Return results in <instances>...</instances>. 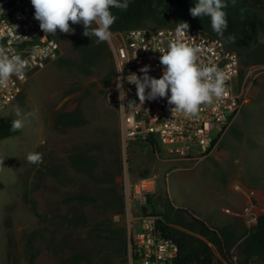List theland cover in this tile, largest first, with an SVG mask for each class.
I'll use <instances>...</instances> for the list:
<instances>
[{
	"label": "rangeland",
	"instance_id": "1",
	"mask_svg": "<svg viewBox=\"0 0 264 264\" xmlns=\"http://www.w3.org/2000/svg\"><path fill=\"white\" fill-rule=\"evenodd\" d=\"M256 9L264 18V0ZM81 33L77 23L58 40L59 60L35 72L0 115L13 121L19 106L24 118L19 135L0 141V264H29L30 252L35 264H131L121 216L125 179L149 175L157 194L165 191L175 207L214 228L231 227L240 244L253 227L224 210L243 211L241 185L257 193V216L264 213V61L243 66L251 102L195 163L157 157L141 141L124 146L119 114L107 101L116 81L109 44L86 61L75 46ZM30 152L43 162L29 163ZM232 255L238 264V249ZM215 264L227 263L217 256Z\"/></svg>",
	"mask_w": 264,
	"mask_h": 264
},
{
	"label": "built area",
	"instance_id": "2",
	"mask_svg": "<svg viewBox=\"0 0 264 264\" xmlns=\"http://www.w3.org/2000/svg\"><path fill=\"white\" fill-rule=\"evenodd\" d=\"M175 29L140 28L111 32L108 44L116 67V81L107 93V101L119 114L125 147L139 141L154 142L159 148V151L153 152L157 157L160 153H166L200 163L209 155L211 145L220 139L241 110L251 102V85L247 78L242 77L243 66L237 52L229 49L222 40L208 36L202 29H188L183 42L201 48L197 59L199 65L216 66L226 73L229 77L226 81L228 94L211 105H202L196 116L172 113L174 106L168 104L167 98L146 100L141 104L136 86L128 83L127 79L131 74L142 77L140 69L144 66H149L150 77L162 76L160 56L176 39ZM0 46L29 59L32 65L26 79L13 77L8 88H0L1 115L21 95L26 82L35 72L59 60L61 47L51 35L45 36L27 0H0ZM36 47L47 49L46 55L41 57L37 54L33 58L32 49ZM118 83L123 85L126 93L124 100L119 99ZM130 101L135 102L136 106L129 109ZM122 105L125 108H121ZM157 185L153 175L125 179L124 211L121 216L128 232L131 264H174L178 256V247L166 239L161 231L162 218L146 209L149 198L157 193ZM235 191L245 198L243 211L225 209L224 212L246 218L250 228L256 226L258 216L254 203L259 200L257 193L241 185H236Z\"/></svg>",
	"mask_w": 264,
	"mask_h": 264
},
{
	"label": "trees",
	"instance_id": "3",
	"mask_svg": "<svg viewBox=\"0 0 264 264\" xmlns=\"http://www.w3.org/2000/svg\"><path fill=\"white\" fill-rule=\"evenodd\" d=\"M34 10L31 0H27ZM227 7L228 27L224 38L217 36L211 28L209 17H193L190 8L195 6L196 0H129L126 11L112 9L116 16L110 31L126 32L133 29L170 28L177 27L180 22H187L189 29H202L208 36L222 40L226 46L237 52L242 66L249 67L254 63L264 61V18L258 13L256 6L260 0H225ZM74 30L77 24L69 22ZM82 33L84 27L81 24ZM80 34L75 39V46L86 55V61L91 60L96 53L107 49L106 43H96V38ZM70 34L57 30L51 35L57 41ZM232 36L235 42H228ZM91 48V50H90ZM97 49V50H96ZM112 58V54L110 53ZM113 59V58H112ZM12 120L0 117V141L17 136L19 131H11ZM219 138L209 148V153ZM152 151H159L154 142H146ZM1 187V184H0ZM33 209L35 205L33 204ZM151 213L162 218L160 222L164 237L178 247V256L174 264H215L219 256L227 264H234L232 250L238 249L240 261L238 264H251L255 260H264V213L258 217L254 226L244 240L239 244L242 236L229 226L214 228L195 214L184 208H177L171 201L169 194L161 191L148 200ZM36 253L30 252L29 264H35Z\"/></svg>",
	"mask_w": 264,
	"mask_h": 264
},
{
	"label": "clouds",
	"instance_id": "4",
	"mask_svg": "<svg viewBox=\"0 0 264 264\" xmlns=\"http://www.w3.org/2000/svg\"><path fill=\"white\" fill-rule=\"evenodd\" d=\"M34 8V18L39 21L40 29L47 35L61 33L70 34L74 30L72 24H82L83 36L96 38V43L109 42L112 37L111 26L116 20L112 9L126 11L129 0H31ZM227 7L225 0H196L195 6L190 8L193 17H209L211 28L218 37L224 38L228 27ZM189 25L180 22L175 29L176 39L172 40L166 51L160 56L163 66V74L160 78L150 77L149 66L140 69L143 76L131 74L128 83L134 84L137 96L141 104L146 100L167 98L172 113H182L185 116H196L202 105H211L228 94L226 73L216 66H201L197 63L199 46L189 45L183 42ZM228 42H235V38L229 36ZM54 46V45H53ZM33 58L39 54L46 55L47 49L39 47L32 49ZM32 67L29 59L19 54L9 52L0 46V88H8L13 77L20 80L26 79L27 71ZM120 92L119 99L124 100L126 93L122 84H117ZM170 93V95H169ZM136 104L130 101L127 108H133ZM121 108H125L123 105ZM17 119L12 121L11 131H19L24 126V118L19 106H16ZM27 161L31 164L43 162L40 153L30 152Z\"/></svg>",
	"mask_w": 264,
	"mask_h": 264
}]
</instances>
